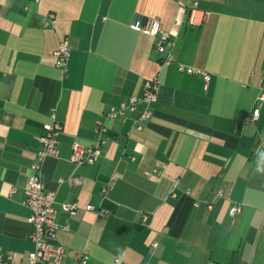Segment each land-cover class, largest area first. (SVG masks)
I'll list each match as a JSON object with an SVG mask.
<instances>
[{"label":"crops","instance_id":"0c3cea01","mask_svg":"<svg viewBox=\"0 0 264 264\" xmlns=\"http://www.w3.org/2000/svg\"><path fill=\"white\" fill-rule=\"evenodd\" d=\"M191 1L0 0L1 253L18 262L32 249L24 189L53 109L58 154L40 173L67 262L87 248V264H264V0H197L204 20L196 26L186 23ZM135 13L174 39L172 63L130 28ZM63 39L65 71L53 56ZM148 78L157 92L143 128L135 129L142 105L105 119L100 158L75 166L72 144L91 145L96 120L139 96ZM158 170V181L146 176ZM71 175L82 182L69 184Z\"/></svg>","mask_w":264,"mask_h":264},{"label":"built area","instance_id":"2783aa9c","mask_svg":"<svg viewBox=\"0 0 264 264\" xmlns=\"http://www.w3.org/2000/svg\"><path fill=\"white\" fill-rule=\"evenodd\" d=\"M49 23L53 22V15H48ZM204 20V14L197 9V0H192L188 5V13L186 23L191 26L200 25ZM130 28L149 35L154 39V50L159 53L161 62L170 64L173 62L172 48L174 39L164 30L159 21L155 18H144L142 15L135 13L130 22ZM55 65L66 70L67 61L69 58V43L67 39L61 40L55 51L53 52ZM177 69L187 75H199L203 81L207 83L210 80V75L198 68L177 64ZM157 84L155 78H148L144 81L142 92L139 96L129 97L126 101L118 106L109 107L103 113V119H98L95 122L96 137L92 144L84 146L74 142L71 146L69 160L75 165H89L96 162L101 154L103 144V132L105 131V119L123 117L127 112L133 113L137 111L139 105L142 109L138 112L135 118V129L141 130L144 124L152 115L151 105L156 101ZM257 101H264V93H260ZM260 109L254 106L251 111V120L254 121L259 116ZM50 122L42 125V133L36 136V140L40 148L35 154L34 161L29 167V176L27 185L24 189V204L28 207L30 213L27 222L32 226L30 241L32 249L27 252L24 259L14 262L12 256L0 252V264H87L89 260V251L87 248L81 249L76 258L72 262H67L65 250L62 245L55 241L56 231L58 228L55 222L56 210L54 208V194L46 190L41 178L40 168L43 159L46 157H56L58 154V136L61 132V125L55 121L54 110L49 113ZM260 148L262 154L259 161V169L264 171V136L261 139ZM146 176L153 181H158L163 176V170H158L153 173H146ZM69 184H80L82 178L78 175H71L65 179ZM59 181H63L60 179ZM113 185V180L110 179L107 186L102 189L105 194L107 189ZM14 191V188H11ZM220 194L221 191L219 190ZM76 205H62L63 210L73 212ZM85 210H92L91 205H87ZM239 210L238 205H232L228 209L229 215H234ZM104 210L98 211L102 215ZM146 217L143 216V220ZM67 229V225L62 226ZM116 262H118L116 260ZM122 264V263H119Z\"/></svg>","mask_w":264,"mask_h":264},{"label":"water","instance_id":"95a60500","mask_svg":"<svg viewBox=\"0 0 264 264\" xmlns=\"http://www.w3.org/2000/svg\"><path fill=\"white\" fill-rule=\"evenodd\" d=\"M261 154H262V150H261V148L259 147V155L261 156Z\"/></svg>","mask_w":264,"mask_h":264}]
</instances>
